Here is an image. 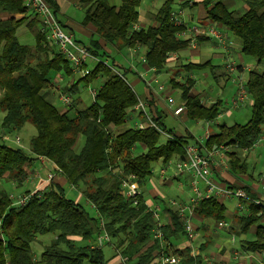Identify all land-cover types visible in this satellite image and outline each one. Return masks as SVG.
<instances>
[{"label": "trees", "instance_id": "16d2710c", "mask_svg": "<svg viewBox=\"0 0 264 264\" xmlns=\"http://www.w3.org/2000/svg\"><path fill=\"white\" fill-rule=\"evenodd\" d=\"M46 1L57 17V3ZM239 1L245 5L241 14L230 10L225 0L200 1L206 18L232 32L240 43V53L252 58L256 65L247 72L244 84L251 101L248 120L242 124H219L217 131L210 133L204 143L207 149L213 145L233 147V151L226 153V160L228 172L234 177L245 173L246 163L241 153L252 146L264 124V0ZM172 3L173 0H163L152 17V24L133 29L138 22L140 0H119L116 6L109 5L107 0H79L83 10L82 24L93 26L97 36L89 45H84L85 48L94 56L107 58L105 50L100 52L103 48L99 39L118 50L144 47L146 66L161 71L168 55L189 43L188 38L177 36L183 26L172 22ZM0 11L7 14L0 19V109L3 111L0 127L8 133L30 122L36 129L30 138L28 153L20 147H10L0 138V179L12 180L19 187L30 161L39 156L49 159L70 185L81 188L83 198L105 219L106 231L115 239L114 245L119 248L126 241L120 250L123 256L130 254L128 260L132 264H156L154 259L160 240L152 239L154 221L151 214L146 211L141 194L135 205L119 194V175L112 169L134 174L139 186L144 187L154 162L167 163L172 158H184L185 136L166 129L160 115H152V119L173 137L164 143L159 142V133L151 127L120 129L130 108L136 104L137 95L126 80L99 63L89 74L62 88L72 96L78 91L79 81L89 83L97 76L104 77L93 101L76 109L72 99L70 106L58 109L54 104L56 91L51 77L56 73L71 75L69 63L40 31L38 19L28 13L22 0H0ZM22 24L33 36L31 46L18 40L16 31ZM199 39L206 37L199 36ZM205 65L188 63L184 67L189 70ZM112 66L120 68L113 60ZM121 71L123 76L129 72L125 68ZM193 82L187 78L180 84L183 115L192 120H215L220 113V100L203 106L198 95L189 94ZM80 138L82 142L77 146ZM241 187L254 197L248 186ZM27 193L29 191L24 192ZM9 194L0 188V264H108L109 259H105L101 247L91 248L89 243L79 245L73 239L91 240L97 233V219L80 202L67 198L59 183L53 182L37 190L23 206L13 205ZM249 208L248 216L238 217L239 228L235 234H247L255 224L253 237L244 239L241 249L261 251L264 250V225L261 224L264 212L253 204ZM162 212L165 223L161 233L167 243L165 253L179 256L181 264H199L200 258L190 255L188 245L174 246V241L185 236L177 208L167 204ZM192 212L197 217L216 221L224 218L225 206L218 199L208 198L199 201ZM48 232L53 233L54 238L35 257L32 244L36 236ZM205 241H209L208 237ZM205 246L202 244L200 249L204 250Z\"/></svg>", "mask_w": 264, "mask_h": 264}, {"label": "rangeland", "instance_id": "374dc122", "mask_svg": "<svg viewBox=\"0 0 264 264\" xmlns=\"http://www.w3.org/2000/svg\"><path fill=\"white\" fill-rule=\"evenodd\" d=\"M65 1H67L69 3V6L66 9L64 15H61V14L58 15L59 19L61 21H65L66 19L69 18L72 22V25L79 24V22L81 21V19L83 17L82 8L80 7L79 4L77 6V4L74 2V0H65ZM152 1H154V2L152 3L151 0H140V4L137 8L140 18H141V16H146V15L148 17L152 16L154 14V12L157 10V8L163 2V0H152ZM107 3L109 5H115L116 6L119 4V0H107ZM225 3L228 5V8L230 10L234 11L235 14H241L245 9V5L239 0H225ZM149 6H151L150 9H149ZM172 7H173V10H175V11L177 9H180V5L175 0H173ZM188 8L189 7L183 8L184 9L183 11L187 12ZM184 12L182 14L183 19L185 18ZM6 15L7 14L5 12L0 11V19L5 17ZM34 18H36V17H34ZM150 23L151 22L149 21L148 23H143V25L142 26L140 25V26L146 27ZM189 25L199 26V21L197 20L195 15H193V18H192V20H190ZM37 26L40 27L39 20H38ZM214 26H216V24H214ZM217 28H218V30L221 31V33L224 36L229 37V39H226V46L231 48L230 49L231 50L230 57L224 63H222V59L220 60L218 58L217 54H219L221 52V50H224V49H222L224 47L219 45L218 43H216L211 37H208L206 40L200 41L199 45H200L202 56L207 57V59L211 60V64L214 67L210 66V67L194 70L193 73H194L196 79L201 81L200 87H201V89H203L204 93L208 94L209 96H211L212 98H214L216 100H220V102H221V104L219 106L220 113L215 118L217 124H223V123L226 125H231L233 123H241L242 124V123H245L249 118L251 101H250V99L246 100V102L243 105H241L237 110L230 109V106L227 103H228L229 99H231V97L233 96L234 84L231 82V76H230V79H228V77H227V76H229L228 74H231V73L227 70L226 64L231 63V62H233L235 64L240 63L239 62L240 61L239 55H240L243 63H245L247 66H251L252 68H254V67H256V65H255L254 60L252 58L246 57L240 53V51H239L240 43H239L238 39L233 35L232 32H230L224 26H217ZM64 29L66 31H68L66 27ZM16 35L18 37L19 42H21L23 44H27L29 46L33 45V43H34L33 42V36L27 30V28L25 27L24 24L19 26V28L16 31ZM75 36L77 37V39H79L86 46L89 45L90 40L97 39V36L94 33L92 34L91 38L87 39V38L83 37L80 39L79 36L81 37V34L79 32H77L76 30H75ZM231 41H232V43H231ZM104 49H105V52L107 51V54L109 55L107 57V59H109L110 65H112V60H113L116 63V65L118 67H120L121 69H123V68H125L127 70L129 69L128 63L130 62L129 61L130 58L126 52H119L114 45H109V44H107L104 47ZM102 51H103V49L100 50V52H102ZM132 57H133V60L132 59L131 60H132V62H134L133 64H135L134 66L136 67L135 68L136 70L129 71L125 76H126L128 84L135 91L136 95L139 94L141 96V93H142L141 91L143 90V86H144L143 83H145V82H143V80L148 81V78L144 77L143 75L140 74L141 73L139 70L140 65L137 66L140 63L139 56L134 55ZM94 65H95V63H93V62H87L88 68H92ZM114 67H116V66H114ZM120 68H117V69L121 70ZM262 68H263V65L259 66V69H262ZM136 73H138V74H136ZM177 73L179 75L184 76L185 71H183L182 69L176 68L174 70L173 77H176ZM59 75L61 77V80L59 81L58 84L60 85L61 90L63 87H65V86L67 87V86L71 85V83L69 81H71V80L76 81L79 77H81V75L78 73H73L69 76H63L61 74H59ZM139 76L141 78H139ZM242 77L245 81V79L247 77V72H244ZM135 79H139V80L137 81ZM166 79H167V76H165V75H163V77H161L160 79H157V82H158L157 84H161L163 86L162 90H157V84L154 83L152 80L150 81V83H151V88L154 89L158 95L159 101L157 102L156 105H157V110L159 112V115L161 116V121H162L163 126L169 130H175L178 123L179 124L181 123V121L179 119L183 118L184 115L182 113V115L179 118L173 117V115L169 111V107L173 108L174 106L180 105L183 103V100L181 98V91L182 90H181L180 86L171 87L169 82ZM103 80H104V77L97 76L96 78L92 79L89 83H85L84 80L79 81L78 91L75 94H73L72 96L70 95L71 100L72 99L75 100V102L73 104L76 107V109H82V108L88 106L92 102V96L90 94V91L97 90ZM182 82L183 81H181V79H180V83H182ZM55 93H56V99L54 101V104L58 109L62 110V109H64V105L59 101L58 93L57 92H55ZM0 94H1V90H0ZM167 97L172 98V100H173L172 104L167 103ZM161 102H164V106H162ZM227 109L230 111L227 115H225L223 113V111L227 110ZM2 116H3V111L0 109V123H1ZM186 120H187V124L190 125L192 120H190V119H186ZM130 124H131L130 122H128L127 124L123 123V125H121L119 128L125 129L128 126H130ZM131 126H132V124H131ZM207 129L210 132H216L218 129V126L216 124L211 125ZM114 131H116V130H114ZM35 132H36V129L30 122H26L20 129L12 130L8 133L4 132L2 130V128L0 127V133L1 134L5 133L10 138V140L4 141V142L7 145H9L10 147H20L26 153L29 152V141H30V138L33 135H35ZM15 136H18L20 138V144H15L11 141L13 139V137H15ZM1 141H3V140H1ZM165 141H166L165 136H163L162 134H159V142L164 143ZM81 142H82V139L80 138L78 140L77 146H79ZM137 151H141V150L137 149ZM241 154H242V157L244 158L245 163H246V171L243 175L239 176L238 178L241 180V182L244 185L248 186L249 188L252 189L253 187H255V189L254 188L253 189L256 190L257 193H259L258 196H261L260 194H264L262 191V188L264 187V143H262L261 145H258L253 150H249V151L243 150ZM162 168H166L165 177H168V178L172 177V173H173L172 169L167 168L166 163H163L161 160H158L157 162H154L152 164V173H151V176L149 177L146 185L149 186L151 184V181H155L156 187L159 189V191H161L163 193L164 200H168V199L169 200H176L175 198H172L174 196V195L172 196V193L166 192L164 185L158 184L156 181L157 177H158V172ZM34 184H36V182ZM174 184H172L173 187H174ZM0 187H1V189H4L6 191L12 190V192L14 191L15 194H20L18 192L24 191L27 187H31V186L23 184V185H21L15 189V188H12L13 185L11 186V184L9 182L6 183V182L2 181L0 183ZM68 188H69L68 185H66L64 187L65 196L67 198L75 200L74 198H75L77 191L74 192ZM78 189L81 190V188H78ZM185 194L188 197H190L192 195V192H191L189 186L185 187ZM79 202L91 216L95 217V211L92 209V207L89 205V203L86 202V199L80 198ZM236 202L237 201L234 198L222 200V203L225 206V216H224L223 220L227 222L226 228L216 229V221L215 220H211L207 223L208 224V233L211 234L210 235V243H209L208 249L204 252L202 257L206 256V257L210 258V256H211L210 252H212V250L215 249V247H216L215 243L219 242V240H220L219 237H222L220 242L223 243V245L227 248V250L237 249L240 252H242L241 255L245 256L247 254V252H245L241 249V242L244 239H251L253 237V229H254L255 224L251 226V228L247 234L240 235V236H237L236 234H234L233 235L234 241H233V243L230 242L231 234L229 233L228 230L231 227H234V225H238V217L245 215L244 210H238L235 207ZM233 215H234V217H232ZM192 233H193V235H192L193 237H192L191 244L195 248L202 241V238H201L200 233H198L197 231H194V232L192 231ZM95 237H96V234L93 235L92 239H95ZM53 238H54V234L51 232L44 233L41 235H37L35 241L32 244V250H33L34 256L38 257L41 250L43 249V247L45 245H48L49 242ZM75 241L79 245H85V244L89 243V241H86V240H83V241L82 240H75ZM180 241L185 242L186 240H185V238H181ZM114 244H116L115 239L111 237L110 243H105L101 246V249H102V252H103L105 259H109V260L112 259L113 256L115 255V250H118L120 252V250H122L125 247L126 241L119 248L116 247ZM129 255L130 254L124 255V256L128 258ZM253 260H254V263H256L257 257L254 258ZM201 264H205V262L202 261Z\"/></svg>", "mask_w": 264, "mask_h": 264}, {"label": "built area", "instance_id": "2783aa9c", "mask_svg": "<svg viewBox=\"0 0 264 264\" xmlns=\"http://www.w3.org/2000/svg\"><path fill=\"white\" fill-rule=\"evenodd\" d=\"M22 2L26 10L29 13L33 14L39 20L40 31L45 35L47 40H49L56 46L57 51L67 60L72 74L78 73L81 75V77L86 76L91 70V68L87 67V62H93L95 64L99 63L110 68L115 74L126 80L125 76L122 75L121 70L109 64V59L94 56L87 51L82 43H80L73 37L72 33L66 31L46 0H22ZM172 22L176 26H183V28L177 33V36L181 38H188L189 46H193L195 44L196 37L200 34L205 35L207 38L211 37L216 43L223 47L226 46V36H224L221 31L218 30L217 25L214 26V24H209L204 26L203 29H201L199 26L188 25L182 19H180L178 17V14L175 12L172 13ZM135 25H133V29H137ZM131 49L134 51V48ZM140 61L142 63H146L145 57H140ZM226 68L231 73L236 70L237 66L235 63L231 62L226 64ZM58 80H61L60 76L58 77ZM232 80L235 82L236 90L229 101L230 109H234L240 105H243L248 98V94L245 90L244 85L245 81L236 77H234ZM150 81L147 82V86L149 87H151ZM152 81L156 84L158 83L157 79L155 78L152 79ZM53 89L58 93V99L64 105V108L70 106L72 102L70 94L62 91L58 83L53 84ZM162 89L163 86L161 84H157V90ZM95 93L96 90L90 91L92 101L94 99ZM167 103L172 104V98L167 97ZM147 105V100H144L137 96L136 104L131 107L129 111L133 113L137 118V120L133 122L132 126L137 129H145L151 127L154 128L159 134L165 136L166 139H172L173 137L171 134L162 130L154 122V120L152 119V115H150L147 109ZM183 110L184 104L182 103L180 105L174 106L171 112L174 116H178L183 113ZM209 122L210 121H207L206 124H209ZM0 138L4 141L10 140L9 136L5 133H0ZM208 138L209 131L208 129H206L200 140H196L192 143H189L188 141L184 143V145L182 146L184 152L183 159L172 158L166 163L167 168L172 169V177L186 175L189 178L188 186L192 192V195L189 198L188 203L179 204L176 200H171L169 202L171 206L177 208L180 216L182 217L184 232L188 236H190L193 231V227L190 221L192 209L199 201L203 199L215 198L221 200L234 198L237 201L235 207L238 210H244L245 216H248L250 214L249 206L251 204L259 206L264 212V200L260 196H250L242 187H229L221 182V180H219L217 176H215L214 169L217 166L215 157L219 156L221 158L220 164L223 165L225 162H227V160H223V157L225 158L226 153L231 152L232 146L213 145L210 149H207L204 146V143ZM11 141L15 144H20V138L18 136L13 137ZM262 143H264V124L262 125L260 134L254 140L252 146L247 150H253L255 147L261 145ZM54 170L60 173V170L56 165L54 166ZM165 170L166 168H162L159 170L158 175L160 178L164 177L166 172ZM112 172L119 175V194L124 199L130 200L133 205L137 204L138 196L141 193L136 176L132 173L122 174L121 170H119L118 168L112 169ZM52 178L53 173L49 172L47 174L46 180L50 182ZM70 186L74 188L73 185ZM36 191H30L27 194L10 193L9 198L12 200L13 205L23 206ZM262 191L264 193V187L262 188ZM90 204L95 211V218L97 219V233L95 239L92 240L89 244L91 248H98L105 243H110L111 237L106 231L105 219L97 212L95 206L92 203ZM145 205L146 211L151 214V218L154 221V226L151 230L152 239L160 240V248L159 252L156 253L155 263L181 264V258L179 256L171 254L170 252L165 253L167 243L162 239L161 227L164 225V222L162 221L160 216V205L157 203H145ZM185 212H188V214H186ZM261 223H263L264 225V213L261 218ZM226 227V221H224L223 219L216 220V229H224ZM229 231L231 234L230 242L233 243V235L235 234L233 227H231ZM190 251L193 257L200 258L199 264H201L202 261L211 264L216 263L214 254H211L210 258H208L206 256L202 257L204 252H202L199 248L193 247L190 249ZM115 252H117V256L119 257L121 263L125 264L127 257L123 256L118 250H115ZM228 252L229 254L226 255L228 259L225 260L223 259L224 257L221 258L218 261L220 264H233L230 263L231 260L235 261L234 264H243L240 259L243 257V255H241L242 252L237 249H229ZM255 256L257 257L259 264H264V250L248 252L246 254V257L249 259H254L256 258Z\"/></svg>", "mask_w": 264, "mask_h": 264}, {"label": "crops", "instance_id": "0c3cea01", "mask_svg": "<svg viewBox=\"0 0 264 264\" xmlns=\"http://www.w3.org/2000/svg\"><path fill=\"white\" fill-rule=\"evenodd\" d=\"M54 1L58 5L57 18L63 24V27L64 28L66 27L67 30L70 33H72L73 37L77 41H79L80 43H82V42L79 39H77V37L75 36V30L81 34V37L79 36L80 39L83 38V37H85L87 39L91 38L92 34L94 33L93 26H91L90 24H87V25L82 24V19L79 22V24H75V25H72V22H71V20L69 18L66 19L65 21H61L59 19L58 15H60V14L64 15L65 14V11H66V9L69 6V3L67 1H65V0H54ZM175 1L180 5V9H177L176 11L174 10V12L177 13L178 17L180 19H182L186 24L189 25V22H190V20H192L193 15H195L197 20L199 21V27L201 29H203V27L206 26V25L214 24V23L210 22L206 18V13H205L204 7L200 3L201 0H175ZM74 2L78 6L79 0H74ZM151 2L153 3L154 1L151 0ZM150 7L151 6H149V9H150ZM186 7H189L188 11L184 12L183 8H186ZM156 11L154 12V14L156 13ZM183 12L185 13L184 16H185L186 19L185 18L183 19V15H182ZM153 15L149 16V17L147 15L146 16H141V18H140V16H138V22L135 25L137 27V29L145 28V27H141L143 25V23H148L150 21L151 22L150 24H152L153 23V21H152ZM149 25H147V26H149ZM199 36H205V35L200 34ZM199 36L196 37V41H195V44L193 46H189L188 45L187 47H185L183 49H180L178 51L170 53L168 55V58H167V61L165 63L164 68L161 71H159V72H156L153 68H148L146 66V64L142 63L141 61H140V63L137 66L140 65V67H139L140 68L139 70L141 72L140 74L143 75L144 77H147L148 81H150V80H152L154 78L155 79H160L161 77H163V75L167 76L166 80L169 82L171 87L180 86V84H181L180 83V79L183 82H185L187 78L192 79L194 82H193V85H192L191 89L189 90V94L190 95H198V97L200 99V104H202L203 106H209L210 104L214 103L217 100L212 98L208 94L204 93L203 89H201V87H200L201 81L197 80L195 75H194V73H193L194 70H198V69H202V68H206V67H210V66L214 67L211 64V60L207 59V57H203L202 54H201V49H200L199 42L206 40L207 37L205 36L206 39H199ZM226 39H229V37L226 36ZM231 43H232V41H231ZM99 44L102 46L103 50H105L104 47L107 44L105 45V42L103 40H101V39H99ZM222 49H224V50H221V52L219 54H217V56H218V58L220 60L222 59V63H224L231 55V50H230L231 48L230 47H224ZM118 51L119 52H126L127 55L129 56V58H130L129 61L131 62V63L130 62L128 63V66H129L128 70L129 71L136 70L135 69L136 67L134 66L135 64H133L134 62H132V60H133L132 56L137 55V56H139V59H140V57L144 56V54H145V48L144 47H140V46L134 48V51L131 48H123V49H120ZM239 51H240V47H239ZM239 58H240V61H239L240 63L236 64V66H237L236 70H234L233 72H231V74H228L229 76H227L228 79H230V76H231V82L234 84V93H235V90H236V86H235V82L232 79L234 77H236V78H240V79L244 80L243 77H242L244 72H248L249 70L252 69L251 66H247L245 63H243L242 58H241L240 55H239ZM188 63H195V64H197V63H206L207 65H205L204 67L198 68V69H189L188 70V69H186L184 67V65H186ZM176 68L182 69L183 71H185L184 76L183 75H179L177 73L176 77H173L174 70ZM136 74H138V73H136ZM59 76L60 75L58 73L52 75L51 81H52L53 84L54 83H59L58 82L59 81L58 80ZM125 78H126V76H125ZM139 78H141V77L139 76ZM135 80L138 81L139 79H135ZM148 81H144L143 80V82H145V83H143L144 86H143V90L141 91L142 92L141 96L139 94L137 96L142 98V99H144V100H147V102H148L147 109H148L150 115H159V112L157 110V105H156L157 102L159 101L158 100V95H157V93H156V91L154 89H152L151 87L147 86V82ZM69 82L72 83L74 81L71 80ZM234 93H233V95H234ZM151 99H152V101L150 102L149 100H151ZM248 99H249V97L247 98V100ZM229 101H230V99H229ZM229 101L227 103L228 105H229ZM161 104H162V106H164V102H161ZM240 106H238L237 108H234V109L237 110ZM171 110H172V108L169 107V111L172 114ZM229 111L230 110L227 109V110H224L223 113L225 115H227L229 113ZM181 115L182 114H180L178 116H174L173 115V117L179 118ZM186 119H189V118H187V116H184L183 118H180L179 120L181 121V123L180 124L178 123L176 129L175 130H171V131L174 134L178 135V136H185L186 141H188L189 143L195 142L196 140H200V138H202V135H203L204 131L208 127H210L211 125H215V124L217 126L219 125V124H217L216 120L210 121L209 124H206V122H207L206 120H192V119H190V120H192V122L190 123V125H188ZM135 120H137L136 116H134L133 113L129 112L128 118L125 121V123L127 124L128 122H130L133 125V122ZM131 124H130V126H131ZM210 133H213V132L209 131V134ZM231 151H233V147L231 148ZM247 151H249V150H247ZM226 159L227 158H226V155H225V158L223 157V160H226ZM215 161H216V164H217L216 168L214 169L215 170L214 171L215 176H217L220 180H222L224 183H226V185H232L233 187H241V186L244 185L238 177H234L231 174H229L227 162H225V163L223 162L224 164L221 165L220 164L221 163V158L219 156L215 157ZM54 166H55V164L53 162H51L49 159L47 160V159H45L43 157H40V156L37 157L36 159L30 161L25 166V178H24V180H23L21 185L26 184V185H30L31 187H27L24 191H21V192H18V193H24L26 191L30 192V191H36V190L45 189V188H47L49 183L56 182V183H59L63 188L66 185H68L69 186L68 189H70L71 191H74V192L77 191L74 199H75L76 202L77 201L79 202L80 198H83V196L81 194V191L75 186H74V188H72L70 186V184L65 180V178L59 172L54 170ZM49 172L53 173V178H52V180L50 182H48L46 180L47 174ZM2 181L6 182V179H0V183ZM156 181H157L158 184L164 185L166 192L167 193H172V196L174 195L172 198H175L176 201L179 204L188 203V200L191 197V196L188 197L185 194V187H188L187 186L188 185V181H189L188 176L183 175V176H176V177L168 178V177H165V175H164V177L160 178L159 175H158ZM8 182L11 184V186L13 185L12 188L16 189L18 187V186L15 185V183H13L12 180L7 181L6 183H8ZM35 182H36V184H34ZM172 184H174V187L172 186ZM253 188L255 189V187H253ZM253 188L252 189L250 188L251 192L254 193V196H258L259 193H257L256 190H254ZM139 190H140V193L142 195V199H143L144 203H157V204L160 205V216H161L162 221L165 223V217H164V214H163L162 210L167 204H169V202L171 200H169V199L168 200H164L163 193L161 191H159V189L156 187L155 181H151V184L149 186H147V185H145L144 187H140L139 186ZM8 192L13 193L14 191L12 192V190H10ZM260 195H261L260 197L264 200V194H260ZM222 200L223 199H221L220 201L222 202ZM86 202H88L89 205L91 206L89 201L86 200ZM185 213L188 214V212H185ZM232 217H234V215ZM211 220H213V219L197 217V216H195L193 214V212L191 214L190 221H191V225L193 227V232L197 231L198 233H200L201 238H202V241L195 248H199L200 249V246L202 244H204V243L206 244L204 250L200 249L202 252H205L208 249V247H209L210 235L211 234L208 233V224L207 223L209 221H211ZM261 224H263V223H261ZM238 228H239V225H234V227H233L234 232L237 231ZM254 232H255V226H254V229H253V234H254ZM229 233H230V231H229ZM192 235H193V233H191L190 236H188L185 233V236L181 237V238H185L186 241L185 242H181L180 241L181 238H179L178 240L174 241V246L176 248H183V247L188 245L190 247V249L193 248V246L191 244L192 237H193ZM206 237H208V239H209L208 242L205 241ZM73 239L74 240H80L79 237H74ZM219 239H220L219 242L215 243V246H216L215 249L212 250V252H210L211 254L215 255V258H216V263L215 264H220L218 261L221 258H223V257H224L223 259L227 260L228 257L226 255L229 254L227 248L223 245L222 242H220L222 237H219ZM92 240H94V239L89 240V243ZM190 255H191V253H190ZM240 259H241L243 264H259L258 260H257L256 263H254V260L247 258L246 255L245 256L243 255V257L240 258ZM154 262H155V259H154ZM234 262H235L234 260L233 261L231 260L230 263L234 264ZM108 264H123V263H121V261H120L118 256H115V257H113L112 259L109 260ZM125 264H132V261H129L128 258H127ZM205 264H211V263H205Z\"/></svg>", "mask_w": 264, "mask_h": 264}]
</instances>
